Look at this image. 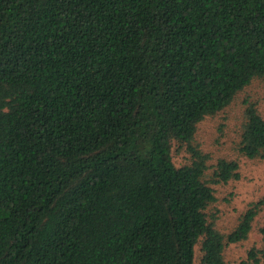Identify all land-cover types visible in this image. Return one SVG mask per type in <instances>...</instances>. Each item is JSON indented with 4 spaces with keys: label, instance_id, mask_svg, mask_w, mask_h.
<instances>
[{
    "label": "trees",
    "instance_id": "1",
    "mask_svg": "<svg viewBox=\"0 0 264 264\" xmlns=\"http://www.w3.org/2000/svg\"><path fill=\"white\" fill-rule=\"evenodd\" d=\"M257 79L264 0H0V264H195L198 244L227 264L264 200L218 230L240 166L194 144ZM245 115L239 151L264 159Z\"/></svg>",
    "mask_w": 264,
    "mask_h": 264
},
{
    "label": "rangeland",
    "instance_id": "2",
    "mask_svg": "<svg viewBox=\"0 0 264 264\" xmlns=\"http://www.w3.org/2000/svg\"><path fill=\"white\" fill-rule=\"evenodd\" d=\"M248 102L254 103L264 117V79L255 80L240 92L227 108L203 120L199 124L194 144L209 155L210 167L221 158L236 160L239 163L238 179L214 185L217 196L213 207L215 222L218 230L224 234L234 230L243 213L252 204L264 200V159H250L239 151ZM173 157L176 166L191 162V154L185 145L182 148L174 145ZM261 208L248 238L226 246L224 256L227 264H261L249 258L252 250L259 252L264 246L260 233V228L264 225V201ZM200 255L198 244L195 264H198ZM258 258H261L260 254Z\"/></svg>",
    "mask_w": 264,
    "mask_h": 264
}]
</instances>
